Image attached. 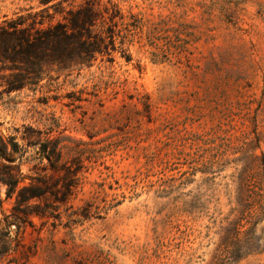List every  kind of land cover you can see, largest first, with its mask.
Wrapping results in <instances>:
<instances>
[{
	"label": "rangeland",
	"instance_id": "1",
	"mask_svg": "<svg viewBox=\"0 0 264 264\" xmlns=\"http://www.w3.org/2000/svg\"><path fill=\"white\" fill-rule=\"evenodd\" d=\"M85 1L0 0V27ZM116 1L125 21L181 16L195 38L180 55L183 33L159 31L150 43L136 32L88 63H41L34 83L13 89L0 43V264H211L255 132L247 153L260 177L264 0ZM156 46L174 53L156 59ZM204 133L214 146L230 142L213 176L191 168ZM23 186L38 196L20 200ZM254 230L264 236V217ZM262 249L228 264H264Z\"/></svg>",
	"mask_w": 264,
	"mask_h": 264
},
{
	"label": "trees",
	"instance_id": "2",
	"mask_svg": "<svg viewBox=\"0 0 264 264\" xmlns=\"http://www.w3.org/2000/svg\"><path fill=\"white\" fill-rule=\"evenodd\" d=\"M108 3L100 7L98 0H86L78 7H71L64 13L63 8L55 9L50 16L49 13L35 12L29 18L20 16L8 21L6 27L1 26L0 43L5 53L3 57H7L16 69L6 82L9 89L34 83L40 75L41 63L57 64L61 67L88 63L98 55L108 56L118 46L123 48L125 44L131 43L136 32L145 33L150 43L155 33L159 31L171 30L183 33L184 37L180 40L181 49L176 52L180 55L185 50L186 44L195 38L189 25L180 19L181 16L149 22L129 12L128 17L131 20L125 21L119 2L108 0ZM55 14H60L63 20L57 19L44 26L45 17L50 19ZM36 15L41 18H37ZM172 20L178 27L170 25ZM155 49L152 54L156 59L160 55L174 53L157 46ZM183 56L186 55L183 54ZM126 57L129 59L130 55ZM257 135L255 132V140L243 142L242 149L245 148V154L242 156V166L232 175V183L235 185V204L219 221L222 234L212 254L211 264H228L263 251L264 236L255 235L254 228L258 219L264 217V153L260 157L262 170L259 178L252 171L257 155L253 152L247 153L259 146ZM193 141L197 146L192 151L191 159L194 162L191 166L192 170L206 176L208 174L213 176L214 166L222 167L228 161L225 153L230 142L227 138H222L220 144L214 146L212 133L199 134L193 138ZM251 144V148L248 149L246 146ZM17 147L18 144H13L14 151ZM208 178L204 177L203 180ZM184 180H188V177ZM3 181L8 185V191H11L12 187L18 183V179L12 177ZM36 196L38 192L27 186L20 188L18 193L20 200ZM87 205L88 209H91L92 204Z\"/></svg>",
	"mask_w": 264,
	"mask_h": 264
}]
</instances>
